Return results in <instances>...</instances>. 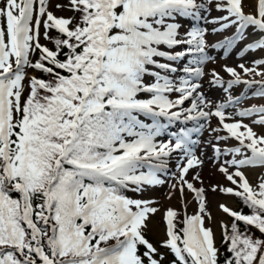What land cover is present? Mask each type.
Masks as SVG:
<instances>
[{
	"label": "snow or ice",
	"instance_id": "obj_1",
	"mask_svg": "<svg viewBox=\"0 0 264 264\" xmlns=\"http://www.w3.org/2000/svg\"><path fill=\"white\" fill-rule=\"evenodd\" d=\"M213 0H69L71 17L49 11L50 0H3L0 7V264H163L166 249L171 264H220L205 189L186 179L189 169L203 163L190 145L196 142L181 131L175 143L160 141L165 125L183 118L208 122L219 118L222 130L238 146L221 150L231 156L220 171L235 186L219 191L240 198L251 214L221 210L232 217L221 222L222 239L230 254L224 264H264V239L238 222L264 234V176L253 186L242 169L264 167V135L251 125L264 126V105L237 109L232 123L225 109L240 98L211 104L198 92L193 77L211 60L206 30L193 28L180 34V18L202 19ZM217 11L227 15L210 23L235 27L232 37L219 43L227 51L252 28L260 37L239 53L264 49V0H252L246 13L242 0H215ZM57 9L65 5L57 4ZM44 39L54 50L40 43ZM55 31L57 36H50ZM186 45L184 51H175ZM212 47H216L213 45ZM39 53L34 62L32 57ZM192 55L185 77L176 83L172 63ZM167 61V62H161ZM239 65L245 76L264 65ZM41 72L47 79L29 76ZM235 84L252 86L233 68H225ZM214 84H220L216 73ZM151 78L146 82V78ZM254 96L264 97V81ZM177 93L175 99L170 98ZM191 100V107L183 105ZM175 109V110H174ZM195 113V115H193ZM144 117V119H141ZM250 124L245 118H253ZM151 123H145V120ZM204 127L201 124L196 131ZM216 131V129H213ZM180 150L186 164L177 165L168 198L179 190L194 193L198 211L183 215L172 208L163 214L164 239L159 248L145 233L159 209L149 199H132L125 193L143 192L164 185L166 158ZM232 169V171H229ZM200 180L199 174L193 177ZM212 191H217L213 186ZM143 249V250H142Z\"/></svg>",
	"mask_w": 264,
	"mask_h": 264
},
{
	"label": "rangeland",
	"instance_id": "obj_2",
	"mask_svg": "<svg viewBox=\"0 0 264 264\" xmlns=\"http://www.w3.org/2000/svg\"><path fill=\"white\" fill-rule=\"evenodd\" d=\"M242 3L244 4V11L246 13L253 11L252 0H242ZM57 4L64 5L65 0H50L51 6L49 11H52L56 16L62 15L67 17L70 14V10H67V8L57 9ZM1 5L3 6V0H0V6ZM207 9V11L202 12V19H193L190 17L180 18L178 21L182 25L180 28V34L181 37H183L186 32L192 30L193 28H201L206 30L205 40L208 47L205 49V55L210 56L212 59L203 65H191L192 67H201L203 71V75L200 78L193 77L192 79L193 82L200 85L198 92L203 94L206 100L211 104L210 108L204 109L205 111H214L217 104H226L229 98H240V102L238 104L225 109L226 115L232 117L231 119L225 120V122L232 123L239 119V117L234 116V113L237 111V109H247L252 108L253 106L259 107L264 105V97L254 96V93L258 89V85L255 83V81H264V76H257L254 73H250L249 75L245 76L242 69L238 67L241 64H243L246 68L253 67V61L264 59V49L248 51L245 52L243 56H236L237 52L240 53L246 45L254 43V40L256 41L258 36H260V34L256 35L257 32H254L253 34L251 32L247 34L245 38L241 39L240 45H236L233 48V51H227V54L225 55V50L219 47V43L224 41L226 38L232 37L235 33V27L233 26L223 31L213 32V29L219 28L220 25L216 23H210L208 21H212L215 18L227 15V13L216 10L215 0H213L212 4L207 5ZM40 40H43L41 27ZM213 45H216V47H212ZM186 47V45H181L175 49V51H184ZM194 58V56L188 55L182 60L169 62L172 63V66L176 67L178 71L174 74L168 75H170L171 78L176 83H178L180 78L186 76L183 68L189 66V60ZM34 59L35 54L32 57L33 61ZM226 67L235 69V71L240 74L242 80L252 81V86L248 87L244 83H239L235 84L226 91L224 88L225 84H227L229 80L234 79L229 75V73L225 71ZM257 71L264 73V65H259L257 67ZM28 73L29 76H35L34 70L29 69ZM212 73L217 74L220 84L213 83L215 77L212 75ZM150 81V77L146 78V82ZM232 94L233 96L229 97ZM177 95V93H172L170 98L175 99ZM183 107L185 109L190 108L191 100L186 101ZM193 115H195V113H193ZM255 118L256 117L245 118L243 123L251 125V120ZM161 122L165 125V128L162 135L157 138L158 142H168L171 139V142L175 143L174 137L181 131L189 132L191 139L196 142L194 145H190V147L193 151V154L202 160L203 163L199 166H194L193 168L189 169L186 179L193 183L194 187H203L205 189L207 210L210 212L212 217L211 220L206 219V226L212 228L214 231L216 247L218 248L222 235V229L220 227L221 222L228 225V218L230 217L221 210L220 205H225L232 211H235L237 207V198L219 191L220 187L235 188V186L232 185L226 179L224 173L219 170L221 165L224 164V161L230 160L232 157L223 155L217 156L215 149L219 148L222 151L225 149H232L238 146V142L233 138L218 139V137H227L228 134L226 131L222 130V127H219L221 123L219 119L214 116L211 117L208 122L203 120L184 121L183 118H181L179 121H172L171 123H168L165 120H162ZM145 123H151V120H145ZM201 124H203L204 127L202 130L197 132L196 129ZM251 126L255 132L264 135V126ZM213 129H216V131H213ZM166 161L167 174L162 178L166 179L167 183L155 187H146L143 192H136L135 195L130 197L132 199L153 200L155 202L153 206L159 209V211L154 216H152L149 224V230L145 233L146 238L157 248H159L161 240L164 239V223L162 217L167 209L172 208L178 211L181 217H183L185 212L187 215H193L198 211V204L194 199V193L187 190V188L184 190L183 198L181 197L179 190L172 192L171 199L168 198V194L170 191H172L170 189V185L175 183L173 176L178 174L177 165L179 163L186 164V158L184 157L183 153L180 150L174 151L169 157L166 158ZM229 171H232V169H229ZM242 171L253 186L259 182V177L264 176V167H247L242 169ZM197 174H199L200 180L193 179V177ZM213 186H217V191H212ZM159 250L165 255L163 264H168L170 257L167 250L163 248H159Z\"/></svg>",
	"mask_w": 264,
	"mask_h": 264
},
{
	"label": "trees",
	"instance_id": "obj_3",
	"mask_svg": "<svg viewBox=\"0 0 264 264\" xmlns=\"http://www.w3.org/2000/svg\"><path fill=\"white\" fill-rule=\"evenodd\" d=\"M65 3L68 5L69 0H65ZM71 13H72L71 16H73L74 13L72 11H71ZM49 35L55 37V36L58 35V33H56L55 31H51L49 33ZM42 45H44V46H46V47L54 50V45L49 40H45L44 39V42L42 43ZM38 56H39V53L37 52L36 53V59H38ZM36 76L39 77V78L47 79V76L45 74H43L41 72H38V71L36 72ZM125 194L128 197H130L132 194H134V192H131L130 193V192L127 191ZM236 209H237L236 212H242L243 214H246V215L251 214V210L238 197H237V208ZM232 220H233V218H229V221H230L229 227H230V225L232 223ZM238 224H239L240 231L243 232V231H245L247 229L248 230V233L250 235H254L255 238L264 239V235L261 234L259 231H257L255 228H253L251 226H246L242 222H238ZM219 244H220L219 247H218L220 249L219 262H220V264H224V261H225L226 257H228L230 254L226 251V245L223 243L222 236H221V239H220ZM170 257H171V260H170L169 264H171V261L173 259V257L171 255H170Z\"/></svg>",
	"mask_w": 264,
	"mask_h": 264
},
{
	"label": "bare ground",
	"instance_id": "obj_4",
	"mask_svg": "<svg viewBox=\"0 0 264 264\" xmlns=\"http://www.w3.org/2000/svg\"><path fill=\"white\" fill-rule=\"evenodd\" d=\"M252 30V28L250 27V28H248L247 30H246V35L245 36H247V34H249V33H251L252 32V34L254 33V31H251ZM259 33L257 32V34L256 35H258ZM260 36H258V38H259ZM258 38L256 39V40H258ZM236 56H240L239 55V53L237 52L236 53ZM214 174L216 175V173L214 172ZM257 230V229H256ZM258 231V230H257ZM264 235V234H263Z\"/></svg>",
	"mask_w": 264,
	"mask_h": 264
}]
</instances>
